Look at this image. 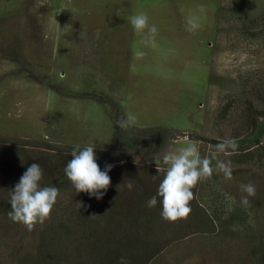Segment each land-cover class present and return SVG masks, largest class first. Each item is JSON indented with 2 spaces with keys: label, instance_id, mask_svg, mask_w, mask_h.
<instances>
[{
  "label": "rangeland",
  "instance_id": "374dc122",
  "mask_svg": "<svg viewBox=\"0 0 264 264\" xmlns=\"http://www.w3.org/2000/svg\"><path fill=\"white\" fill-rule=\"evenodd\" d=\"M140 12L158 29L155 47L142 45L129 22ZM237 14L234 0H0V180L18 173L26 155L47 164L76 145L108 149L125 133L117 121L128 113L137 116L127 129L135 136L175 134L161 151L131 154L140 175L156 171L155 154L188 142L201 156L214 150L193 133L250 136L240 124L244 103L234 102V114L241 111L235 123L213 118L218 97L239 88V74L264 68L262 49ZM189 15L200 25L194 32ZM138 48L146 53L140 60L133 58ZM252 151L248 160L237 151L220 154L231 162L232 179L214 173L198 185L196 199L216 222L214 232L178 239L149 264H260L252 248L264 245V139ZM249 182L256 193L244 207L239 186ZM79 194L70 183L57 205ZM227 197L235 201L230 212ZM45 222L0 235V254H11L6 246L18 241L19 250H30Z\"/></svg>",
  "mask_w": 264,
  "mask_h": 264
},
{
  "label": "trees",
  "instance_id": "16d2710c",
  "mask_svg": "<svg viewBox=\"0 0 264 264\" xmlns=\"http://www.w3.org/2000/svg\"><path fill=\"white\" fill-rule=\"evenodd\" d=\"M234 3L237 5V13L239 12L237 19L240 27L257 41L262 49L259 54L264 55V0H234ZM238 79L239 88L236 92L229 91L218 97L221 101L213 118L231 119L235 123L241 111L234 114V102L237 100L238 103H244V118L240 124L247 127L246 131L250 136L233 139L238 145L236 151L242 154V159L248 160L254 157L253 148H258L264 139V68L254 67L251 71L239 74ZM174 138L175 134H171V130L153 132L149 136H135L126 130L113 138L108 149L94 150L101 170L106 164L114 165L108 173L111 183L103 198L97 200L80 192L76 199L71 197L64 204L57 205L56 202L30 250H19V241L16 245L6 246L11 254H0V264H121L122 261L125 264H149L178 239L190 234L214 232L216 222L196 199L199 183L193 189L194 199L190 202L192 210L186 219L177 222L162 219L159 198L154 208H149L146 204L155 195L162 177L149 167L140 175L129 158L133 153L150 154L161 151ZM190 138L213 146L223 141L195 133ZM116 146L118 150H115ZM73 148H68L64 157L51 159L47 164L26 155L17 168L18 173H14L11 178L7 175L1 178L0 190L4 193L5 190L8 191V197L0 199L2 237L10 233L9 229L16 231L23 226L13 222L8 213L11 211L10 190L19 182L27 167L38 163L44 173L41 185H52L61 191L71 183L63 169L72 158L70 153ZM129 181L133 184L131 189L126 187ZM77 202H82L86 207L78 209ZM189 231L191 232L188 233ZM255 248L258 249L259 263L264 264L263 243L258 247L255 245L252 251Z\"/></svg>",
  "mask_w": 264,
  "mask_h": 264
},
{
  "label": "clouds",
  "instance_id": "9594fccd",
  "mask_svg": "<svg viewBox=\"0 0 264 264\" xmlns=\"http://www.w3.org/2000/svg\"><path fill=\"white\" fill-rule=\"evenodd\" d=\"M203 11V8H201ZM119 16V13H117ZM129 22L134 31L142 34L140 43L145 47L156 45L158 29L154 24L149 23L146 13L140 12L129 17ZM186 26L189 32L199 28L198 19L189 15L186 18ZM146 53L135 50L133 58L142 59ZM137 123V116L128 113L125 118L117 121L118 127L123 130L132 128ZM95 144L85 145L83 148L76 145L71 151V159L67 162L63 171L71 182L76 193L84 192L89 197L97 200L103 198L111 183L108 173L114 167L106 164L101 170L96 162ZM238 145L234 139H225L214 146L209 154L201 156L199 146L196 142H188L175 150L168 149L157 153L153 157L156 172L161 175L155 195L151 196L146 204L154 208L158 203L161 205V218L167 222H177L186 219L191 213L190 202L194 199L193 189L203 180L209 179L214 173L222 174L224 179H232V166L230 160H222L220 154L230 155L235 152ZM135 162V160H134ZM43 169L38 163H32L22 174L19 182L10 190L9 218L13 222L23 224L29 231H32L37 224H43L50 217L60 190L52 185L42 186ZM155 178V177H154ZM129 189L133 187L131 181L126 185ZM240 191L243 195L240 203L244 207H251L249 197L256 193L255 185L251 182L240 184ZM229 201L228 211H232L235 203L232 197ZM78 209L86 207L82 202H77ZM95 216V215H93ZM125 264V262H121Z\"/></svg>",
  "mask_w": 264,
  "mask_h": 264
}]
</instances>
